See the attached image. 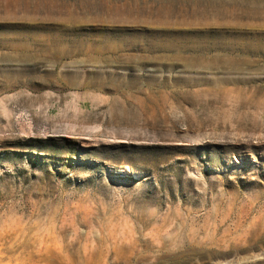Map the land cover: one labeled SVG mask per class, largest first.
<instances>
[{
  "label": "rangeland",
  "instance_id": "rangeland-1",
  "mask_svg": "<svg viewBox=\"0 0 264 264\" xmlns=\"http://www.w3.org/2000/svg\"><path fill=\"white\" fill-rule=\"evenodd\" d=\"M26 1L0 13V264H264V0H130L125 34L165 36L147 13L171 7L186 48L110 66L33 40L85 37L113 0H56L64 18Z\"/></svg>",
  "mask_w": 264,
  "mask_h": 264
},
{
  "label": "bare ground",
  "instance_id": "bare-ground-1",
  "mask_svg": "<svg viewBox=\"0 0 264 264\" xmlns=\"http://www.w3.org/2000/svg\"><path fill=\"white\" fill-rule=\"evenodd\" d=\"M55 1L56 0H50L46 3H44L43 6L45 8L44 7H38L36 9V11L37 12L47 11V15H49L50 17L57 16L59 18H64L67 16L68 17L72 16L71 11H70L67 4L61 3L58 5H55L54 4ZM23 2H27V1L26 0H0V13L5 11V13L7 15L8 14L12 15L11 13H15L17 11L16 8L21 6V4ZM107 2H108V0H107ZM117 3L115 2V0H113V5L106 8V14H104L105 17L102 19V21L104 22V24H107V25H100L99 27H94V29L92 30L93 32H91V30L88 31V33L91 32L90 34L84 33L85 37H80L78 33H77V35H74V34H76V32H79V30L75 29V28L74 29H67L66 33H65V37L61 33V30L59 32V31H56L57 28H53L52 33L47 36V39H44L43 37L37 36V37H35V39L33 41H34V43H37V44L38 43L44 44L45 47H44V50L42 53L47 54V53L53 52V54H58L59 56L66 58L69 55L73 54L72 53L73 51L70 52L68 50H65L64 47H61V46H64L65 42H67L71 38L69 40V42L72 46L79 48L81 51L87 48L83 53L85 54V56L87 58V63H91V64H96V63L108 64L111 60L116 61L118 59H122L124 56V54H123L124 52H129L131 49H134L135 47H138V46L145 47L147 52H149L151 50H161V51L176 50V51H180V50H183L186 48V45H184L182 42L180 43L179 41H177L181 35L172 34L171 33L172 31L168 32V30H167V28L173 29V30L175 29V28L169 27L170 26V18L172 16V14L174 13L173 10H170L171 7H166V9L163 12H158V13L154 14L153 17L149 16V13H147V19H149L152 22L151 26L153 28H157V29L162 28V30L166 32L165 36L150 38L149 36H146V35L141 34V33H138V35L133 34L130 36H128L127 34L124 33L127 23H135L134 26H131V30H136V29L143 27V26L137 25L138 24L137 21H138L140 15L144 11L137 9V8H132L131 7L132 2L130 0H127V2L123 5H120ZM85 4H86V6H90V5L96 4V2L91 1V0H85ZM210 4L211 3H209V2L204 3L202 1H200L197 5V8L200 11H202L201 13L208 12L209 13L208 15H210V14H213V12L207 11V9L209 7H206V5H210ZM214 5H217V3H214ZM220 5H221V7H219L218 9H221L222 13L220 14L218 12L216 14L217 16H220V17L232 16V13L229 14L228 10L223 9L227 6V4L225 2L224 3L220 2ZM203 9H205V11H203ZM25 10H27V8ZM150 11L151 10H149L148 12H150ZM260 11H261L260 8L252 7L250 9L246 10L245 13L240 15V16H241V18L247 17L248 19L259 18L262 15V13ZM203 18L205 19V17H203ZM183 21L185 22V26L189 25L187 18H184ZM227 30H229V29H227ZM72 33H74V34H72ZM221 33L226 34L225 32H221ZM234 33H235V31H232L231 34H234ZM243 38H245V37H242V39ZM200 40H201L200 38H197V41H200ZM245 40H246V38H245ZM256 43H258L259 45H263L262 48H264V41L261 40L260 38H258V39L256 38ZM12 45L13 46L15 45L14 47H18L17 44H12ZM28 45L33 46L32 43H28ZM230 47L236 48L235 46H230ZM258 48H260V47H258ZM110 65L111 64H108L107 66H110ZM157 70L161 71L160 69H157ZM76 79H77V77L74 80L68 79V80H66V83L69 86L71 85V86H75V87H81L82 86L81 82L78 79L77 80ZM95 85L103 86V84H101V83H98ZM113 88H115V87H113ZM88 97L91 98V96H88ZM92 100H95V99L93 98ZM135 101L138 104V106L141 107V109H142L141 111H143L142 112L143 115H145V114L148 115L150 113L152 114L154 112L153 115L155 116V114L157 113V112L155 113V111H154V109H155L154 104L151 107H147L143 100L136 99ZM95 102L96 101H94V103ZM98 102H97V104H98ZM114 103H115V101L112 102L111 107ZM118 109L119 108L116 107V110H118ZM126 110H125V112H126ZM135 112H133V113H135ZM82 115H84V114L80 115L81 118H82ZM115 115L116 114H114V117H115ZM131 115H133V114H131ZM136 115H139V113ZM88 116H87V118H88ZM92 117H90L88 120H90ZM83 119H85V118H83ZM88 120H86V121H88Z\"/></svg>",
  "mask_w": 264,
  "mask_h": 264
}]
</instances>
